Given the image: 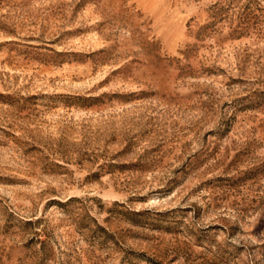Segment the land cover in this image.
<instances>
[{
  "label": "rangeland",
  "instance_id": "1",
  "mask_svg": "<svg viewBox=\"0 0 264 264\" xmlns=\"http://www.w3.org/2000/svg\"><path fill=\"white\" fill-rule=\"evenodd\" d=\"M0 264H264V0H0Z\"/></svg>",
  "mask_w": 264,
  "mask_h": 264
}]
</instances>
